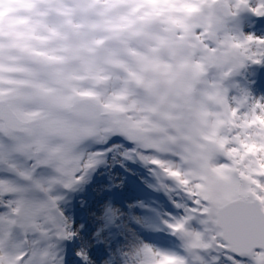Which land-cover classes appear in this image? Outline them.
Returning <instances> with one entry per match:
<instances>
[{
    "label": "snow or ice",
    "instance_id": "1",
    "mask_svg": "<svg viewBox=\"0 0 264 264\" xmlns=\"http://www.w3.org/2000/svg\"><path fill=\"white\" fill-rule=\"evenodd\" d=\"M242 11L264 18V0H26L0 21V264H98L94 248L99 264H264V98L227 83L264 64V38L227 27ZM113 137L171 181L161 226L65 214ZM161 231L177 251L149 242Z\"/></svg>",
    "mask_w": 264,
    "mask_h": 264
},
{
    "label": "rangeland",
    "instance_id": "2",
    "mask_svg": "<svg viewBox=\"0 0 264 264\" xmlns=\"http://www.w3.org/2000/svg\"><path fill=\"white\" fill-rule=\"evenodd\" d=\"M258 3L259 0H254ZM241 15L232 18L228 21L227 27L233 35H254L264 38V18L257 23L252 21V13L248 11H242ZM261 69L263 73L261 77H258L256 70ZM229 87L238 86L240 91H246L259 100L264 98V64L262 65H246L240 69L238 73L233 76L228 82ZM113 140L117 144L122 145L121 148L112 151L105 158L106 162L98 166L92 173H90L87 181L80 186L79 190L72 193L68 197V201L63 207L65 208V214L70 215L71 210L79 211L81 218L76 221L77 223H85L87 225L88 232L93 229L102 226L105 221L101 219L103 210L106 207L120 209L121 211L128 213L132 212L137 217L142 218L146 222H151V215H148L150 208L143 206L144 199L139 198L138 190L124 178L123 171H128L133 177H136L143 181L144 186L151 187L154 192L159 193L160 207L161 209L157 213L159 220L166 219L165 212L172 211L170 195L160 187V183L171 185V181L163 180L159 176L158 170L154 169L151 165H145L137 159L123 160L119 153L128 150L129 147H135L132 143L124 145L122 137H113ZM111 141L109 142V146ZM100 145H96L92 142L86 143L82 147V151H96L100 148ZM137 166L138 168H134ZM139 176V177H138ZM129 205H133L132 209H129ZM161 226V225H160ZM103 249L94 248L92 250L93 259L97 260L99 264V257L102 255ZM66 259L68 253H65ZM73 264H75V257H71Z\"/></svg>",
    "mask_w": 264,
    "mask_h": 264
},
{
    "label": "clouds",
    "instance_id": "3",
    "mask_svg": "<svg viewBox=\"0 0 264 264\" xmlns=\"http://www.w3.org/2000/svg\"><path fill=\"white\" fill-rule=\"evenodd\" d=\"M26 0H0V21L5 23H17L22 17L26 15L25 12ZM216 15L222 14V7L220 4L215 8ZM193 69L188 68L184 71L185 77L192 75Z\"/></svg>",
    "mask_w": 264,
    "mask_h": 264
},
{
    "label": "bare ground",
    "instance_id": "4",
    "mask_svg": "<svg viewBox=\"0 0 264 264\" xmlns=\"http://www.w3.org/2000/svg\"><path fill=\"white\" fill-rule=\"evenodd\" d=\"M154 213H155V210H153L152 214H154ZM177 244H178V242L175 240V238H172V241H171V244H170L169 248L171 249V247H173L174 250L177 251L178 250Z\"/></svg>",
    "mask_w": 264,
    "mask_h": 264
}]
</instances>
